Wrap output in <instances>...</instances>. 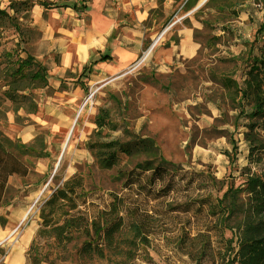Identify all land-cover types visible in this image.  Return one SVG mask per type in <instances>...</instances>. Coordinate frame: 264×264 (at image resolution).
Wrapping results in <instances>:
<instances>
[{
    "label": "rangeland",
    "instance_id": "374dc122",
    "mask_svg": "<svg viewBox=\"0 0 264 264\" xmlns=\"http://www.w3.org/2000/svg\"><path fill=\"white\" fill-rule=\"evenodd\" d=\"M37 1L41 0H0V11L7 12L0 13V212L13 199L30 195L26 217L38 213L39 202L51 189L77 174L89 191L86 209L96 213L108 203L110 192L129 193L122 188L124 178L117 177L120 171L144 160L154 165L161 158L173 175L168 195H133L126 202L130 213L136 211L138 222L143 223L140 233L145 238L125 229L103 258L80 256L78 243L62 246L53 244L52 238H40L41 264H226L232 256L226 246L231 237L230 246H234L235 231L218 230L214 218L205 216L206 206L201 207V202L220 197L229 187H243L248 174L264 171V116L251 117L253 102L240 98L237 89L243 86L249 58L216 56L215 64L204 60L190 67L185 77L158 74L142 60L110 77L85 72L83 67L74 74H47L46 87L31 89L35 111L56 90L72 84L86 89L81 88L82 100L69 127L35 129V135L23 144L19 126L31 124L35 111L14 109L5 97L7 62L3 60L6 52H13V60L16 53L34 55L38 31L30 26V2ZM245 1L229 0V15L215 16L235 19ZM219 2L227 0H208L206 6ZM259 6L264 9V0ZM213 38L209 41L214 48ZM151 47L145 44L146 53ZM97 113L104 120L100 127L94 122ZM89 115L94 124L90 129L84 128ZM134 135L152 138L155 150L119 154L117 163L103 167L95 156L104 149L89 148V144L128 140ZM187 206L190 210L185 212ZM21 221L18 226L25 223Z\"/></svg>",
    "mask_w": 264,
    "mask_h": 264
},
{
    "label": "crops",
    "instance_id": "0c3cea01",
    "mask_svg": "<svg viewBox=\"0 0 264 264\" xmlns=\"http://www.w3.org/2000/svg\"><path fill=\"white\" fill-rule=\"evenodd\" d=\"M207 1H37L30 8V26L38 31L33 56L45 66L46 74L57 76L66 72L74 74L83 67L85 72L91 70L99 77H110L142 60L158 74L185 77L190 67L204 60L212 65L217 57L244 56L246 60L262 55L264 10L255 4L257 1L246 0L235 19L223 20L215 15H229L227 8L231 2L206 6ZM201 9L207 12L201 14ZM209 37H215L214 48ZM145 44L152 46L149 53L143 47ZM101 56L108 58L101 59ZM245 77L246 73L243 80ZM81 88L86 89L84 85ZM81 88L72 84L69 89L56 90L46 97L48 100L39 103L32 114L33 122L19 126L21 142L29 141L35 129L69 127L82 100ZM39 111L47 113L46 116ZM88 117L84 128L90 129L89 125L93 128L94 124L90 121L91 115ZM30 199V195L15 198L0 212V247L4 249L0 264H26V251L39 226L38 213L26 217ZM21 220L25 223L16 228Z\"/></svg>",
    "mask_w": 264,
    "mask_h": 264
},
{
    "label": "trees",
    "instance_id": "16d2710c",
    "mask_svg": "<svg viewBox=\"0 0 264 264\" xmlns=\"http://www.w3.org/2000/svg\"><path fill=\"white\" fill-rule=\"evenodd\" d=\"M0 13L7 14L4 11ZM12 53L6 52L3 60L7 62L3 68L7 85L5 97L15 105L14 109L22 107L26 113H33L36 103L31 89L47 86L46 68L31 54L20 56L16 53L13 60ZM106 58L101 56V59ZM249 61L243 86L237 89L240 98H249L253 102L250 116H264V49L262 55L246 62ZM94 122L97 127L104 123L99 113ZM248 127L250 130L253 128L252 124ZM96 147L104 149L100 156H95L103 167L117 163L119 154L155 150L152 138L136 135L128 140L110 139L104 143L89 144L91 149ZM117 177L124 178L122 188L129 193L118 196L110 192L108 203L96 213H89L86 209L89 191L85 189L81 175L73 174L52 188L38 204L39 226L26 251V264H41L43 261L38 250L40 238H52L53 244L62 246L78 243L76 251L80 256L103 258L107 250L115 247L116 239L124 234L125 229H129L134 237L141 236L144 225L138 222L136 211L130 213L126 203L128 198L141 194L156 198L159 192L168 195L174 184L173 175L160 158L154 165L147 160L137 162L129 170L120 171ZM159 181L163 185L155 189ZM204 206L205 216L214 218L218 230L235 231L234 246H230L232 237L226 246L232 255L226 264H264V171L262 174H248L243 187H229L220 197L201 202V207ZM189 210L187 206L185 212ZM199 211L202 215V209Z\"/></svg>",
    "mask_w": 264,
    "mask_h": 264
},
{
    "label": "built area",
    "instance_id": "2783aa9c",
    "mask_svg": "<svg viewBox=\"0 0 264 264\" xmlns=\"http://www.w3.org/2000/svg\"><path fill=\"white\" fill-rule=\"evenodd\" d=\"M260 3H261V0H258L255 4L256 5H260ZM263 9V8H262ZM264 10V9H263ZM91 97V92L89 93V95H88V99ZM92 104H91V102L89 101V106H91ZM20 226V225H19ZM18 227V225L16 226V228ZM15 228V229H16Z\"/></svg>",
    "mask_w": 264,
    "mask_h": 264
}]
</instances>
